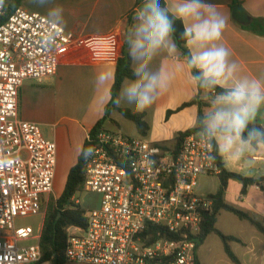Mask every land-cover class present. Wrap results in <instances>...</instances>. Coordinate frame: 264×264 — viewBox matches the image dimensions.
Instances as JSON below:
<instances>
[{"label": "built area", "instance_id": "obj_1", "mask_svg": "<svg viewBox=\"0 0 264 264\" xmlns=\"http://www.w3.org/2000/svg\"><path fill=\"white\" fill-rule=\"evenodd\" d=\"M0 8V264H39L41 232L16 227L18 218L43 214L54 192L57 145L41 127L20 119L19 95L26 80L56 75L71 53L84 51L116 62L121 37L81 36L59 26L54 48L42 46L47 18L22 6ZM87 140L94 155L85 165L84 190L100 196L86 210L87 228L69 237V263L195 264L197 237L216 203L196 193L202 175H219L195 133L179 147L100 130ZM150 161H155L150 165Z\"/></svg>", "mask_w": 264, "mask_h": 264}, {"label": "crops", "instance_id": "obj_2", "mask_svg": "<svg viewBox=\"0 0 264 264\" xmlns=\"http://www.w3.org/2000/svg\"><path fill=\"white\" fill-rule=\"evenodd\" d=\"M234 1L209 0L226 19V27L219 43L230 50V58L238 64L240 76L264 78V32L261 30L264 25V0H236V3ZM169 2L170 0H165V5ZM56 5L63 8L64 23L61 27L67 32L81 36H97L116 31L121 37V49L124 45L127 46V31L134 23L133 18L140 7H137V0H51L45 7L36 5L33 0H25L22 7L46 17L47 8ZM236 6L245 10L250 19L248 24H242L234 18L233 9ZM182 65L183 57L179 48L175 56L161 55L154 62V66H163L175 75L168 91L144 112L145 120L150 125V131L144 139L173 146L179 132L193 128V122L199 115L198 105L177 111L167 119L169 110H177L184 103L193 100L198 93V88L193 85ZM115 70L116 62L95 58L84 51H76L60 63L56 75L42 81L26 80L23 83L19 95V117L42 125L43 135L56 143L57 171L66 163H69L70 169L77 163L78 146H84L89 132L105 117L106 107L111 101ZM101 73L109 74L107 82L98 80ZM211 95L212 93L205 92L202 98L210 102ZM119 106L132 110L126 103ZM209 106L204 108V112ZM123 120L126 118L114 110L103 126L106 130L127 134L121 124ZM256 123L264 125V112L257 118ZM136 133L141 137L137 129ZM246 159L252 161L250 166L244 161L233 163L224 158L222 163L229 172L253 179L262 178V181L260 184L248 186L243 191L241 182L231 180L225 193V201L259 219H264V147L251 151ZM218 189L211 195L216 194ZM223 212L227 211L219 213L216 227L224 234L236 237L238 240L232 242L246 249L242 255L233 251L241 264H264L263 235L249 222L241 219L242 224L238 232L226 233L218 226ZM212 235L214 234L209 235L197 250L200 264H206L202 249ZM231 248L233 249L232 245ZM245 255H249L248 261L243 259Z\"/></svg>", "mask_w": 264, "mask_h": 264}, {"label": "clouds", "instance_id": "obj_3", "mask_svg": "<svg viewBox=\"0 0 264 264\" xmlns=\"http://www.w3.org/2000/svg\"><path fill=\"white\" fill-rule=\"evenodd\" d=\"M33 3L45 7L51 0ZM3 6L4 0H0V8ZM46 18L50 30L44 32L41 43L52 49L59 35L56 29L64 23L63 8L48 7ZM133 19L126 36L133 78L125 79L114 103L130 105L134 114L144 113L168 91L175 74L154 66V62L161 55L173 57L177 53L176 22L180 21L183 31L179 38L188 49L182 66L196 88L212 93L208 110L193 122L205 158L214 162L220 156L250 166L252 161L246 157L264 147V125L256 124L264 112V78L238 74L239 66L230 58V50L219 43L225 17L209 0H170L167 5L161 0H142ZM108 78L109 74L101 73L98 80L107 82ZM77 152L87 161L95 149L80 145Z\"/></svg>", "mask_w": 264, "mask_h": 264}, {"label": "trees", "instance_id": "obj_4", "mask_svg": "<svg viewBox=\"0 0 264 264\" xmlns=\"http://www.w3.org/2000/svg\"><path fill=\"white\" fill-rule=\"evenodd\" d=\"M25 0H11L9 1V12L14 11L18 7L22 6ZM236 3V0L234 1ZM142 3V0H137V7ZM161 4L165 5V0H161ZM177 32L175 40L181 56L187 54L188 49L184 46V41L181 40L180 33L183 31V25L180 21L176 22ZM264 32V25L261 29ZM131 63L128 56V47L123 46L121 54L116 63L115 78L111 89V101L107 105L105 110V117L100 120L94 128L89 132V135L93 138L100 130H106L103 126L104 121L110 117V113L114 110L119 111L126 119L132 121L137 129L138 134L141 137H146L150 131V125L145 120V113L134 114L132 110L117 106L114 103L115 97L118 95L119 90L125 81V79H132ZM216 91H219L217 89ZM205 92L198 89L196 97L190 102L184 103L177 110H169L167 112V119L175 112L180 111L191 105H198L199 115L202 116L204 108L209 106L210 102H207L202 98V94ZM260 125L259 123H256ZM196 129L193 127L184 132H179L175 137V146L179 147L184 138L195 133ZM91 146V142L86 140L84 147ZM217 159L221 165L222 172L218 175L220 180V186L216 194L213 197L216 203L213 210L207 213L204 217L202 230L197 237V248L195 264H200L198 259L197 250L204 243L207 237L211 234L217 235L223 242L224 250L227 256L234 264H241L239 258L233 252L231 248V242L238 239L234 236L226 235L216 227L217 217L221 211H227L236 215L239 219L249 222L255 227L264 237V219H259L254 215H251L245 211H242L225 201V193L228 188V184L231 180H236L242 183L243 191L250 185L261 183L262 178L253 179L244 177L240 174L229 172L222 163V157L217 156ZM85 160L78 157L77 163L69 170L67 180L61 195L54 201L50 202L49 208L45 214L42 232H41V249L43 257L39 264H72L67 261L66 249L68 246L69 237L76 232L84 231L87 228V216L86 210L75 199V196L84 191L85 183Z\"/></svg>", "mask_w": 264, "mask_h": 264}, {"label": "rangeland", "instance_id": "obj_5", "mask_svg": "<svg viewBox=\"0 0 264 264\" xmlns=\"http://www.w3.org/2000/svg\"><path fill=\"white\" fill-rule=\"evenodd\" d=\"M121 124L125 133H127L131 137H135V138L139 137L136 133V127L132 121L126 119L121 121ZM75 157L73 159L76 162ZM72 161L73 160H71V163ZM69 166H70L69 163H66L64 164V167L58 169L54 182V192L48 197L43 208V214L32 217L18 218L15 221L16 227L31 226L35 230H39L43 226L44 217L49 208L50 202L53 200L55 201L61 195V192L64 189L68 176V171L70 169ZM219 185H220V180L218 175H210V176L202 175L198 179V186L196 187V193L199 195H209L211 193H214L218 189ZM75 199L77 200V202L81 203V206L85 210H91L98 207L100 202V196L98 194L88 192L85 190L83 192L78 193L75 196ZM241 224L242 221H240V219L236 217L234 214L229 212H223L218 226L226 233H236L239 231ZM231 245L233 246L232 250L241 253V255L246 250L239 244L232 242ZM202 254L204 255L206 264H233L230 261V259H228L225 253L222 240L215 234L208 239V243L206 244L204 249H202ZM243 259H245V261H248L249 255L243 256ZM44 264H50V263H44ZM72 264H89V263H72Z\"/></svg>", "mask_w": 264, "mask_h": 264}, {"label": "water", "instance_id": "obj_6", "mask_svg": "<svg viewBox=\"0 0 264 264\" xmlns=\"http://www.w3.org/2000/svg\"><path fill=\"white\" fill-rule=\"evenodd\" d=\"M233 16L242 24H248L250 22L248 15L241 6H236L233 9Z\"/></svg>", "mask_w": 264, "mask_h": 264}]
</instances>
